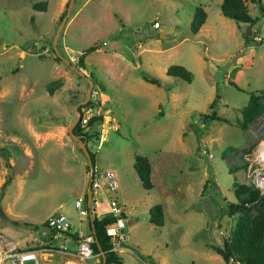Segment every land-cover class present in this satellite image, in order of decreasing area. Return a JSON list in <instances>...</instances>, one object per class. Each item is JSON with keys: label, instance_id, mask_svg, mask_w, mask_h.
<instances>
[{"label": "rangeland", "instance_id": "obj_1", "mask_svg": "<svg viewBox=\"0 0 264 264\" xmlns=\"http://www.w3.org/2000/svg\"><path fill=\"white\" fill-rule=\"evenodd\" d=\"M41 1L43 11L31 7ZM66 1L0 0V231L31 247L46 234L42 224L52 213L65 214L70 230H86V214L75 207L87 183L86 159L66 129L92 74L90 106L101 120L82 127L93 167L113 170L117 180L113 196L126 234L120 245L127 247L120 264H236L211 247L221 246L237 216L227 215L226 204L244 199L233 187L247 183L248 146L264 139V110L245 131L235 126L248 94L264 90V0H245L255 19L247 37L246 25L220 14V0H74L56 47L72 64L77 59L69 56L94 47L82 57L84 77L52 51ZM196 6L211 33L190 32ZM172 64L190 72L189 83L165 74ZM61 112V130H46ZM212 112L227 122L202 120ZM201 141L212 158L201 152ZM134 155L149 162V190L132 167ZM96 201L94 213L105 209L102 197ZM154 204L162 209L161 226L148 222ZM244 206L254 215L255 206Z\"/></svg>", "mask_w": 264, "mask_h": 264}, {"label": "trees", "instance_id": "obj_2", "mask_svg": "<svg viewBox=\"0 0 264 264\" xmlns=\"http://www.w3.org/2000/svg\"><path fill=\"white\" fill-rule=\"evenodd\" d=\"M250 2H255L259 4L260 0H249ZM67 1L65 2V6ZM34 10L45 9V2H35L31 5ZM219 12L223 17L233 20L237 24L251 25L255 21L254 18L250 17L247 13V8L245 5V0H220L219 2ZM65 11L59 16V21L64 16ZM264 13V11H262ZM206 18L205 11L200 7L196 6L193 10L192 17L189 24V30L191 33H196L200 26L203 24ZM251 32V28H250ZM248 33V35L250 34ZM244 37L248 35L242 34ZM94 47H89L88 49L81 52L78 56L77 61L73 64L78 69H84L83 55L92 50ZM54 54V53H53ZM56 60H60L54 55ZM165 74L168 76L179 78L187 83L191 80L190 72L181 65H169L165 69ZM141 78L147 83L159 85V80L153 76H150L144 72H140ZM89 79L94 85L95 80L93 79L92 74H90ZM96 83V82H95ZM59 84L58 81H54L53 86L48 88V92L52 94L55 87ZM101 88V87H100ZM264 96V90L258 92H251L248 94L246 104L240 108L239 115L240 120L235 124L241 130H246L247 126L252 123L258 116H260L264 110V103L261 99ZM91 104L89 99L86 104L79 106L77 110L80 112V108ZM214 105V100L209 104L208 108L211 109ZM202 120L209 118L212 120H217L221 122H227L223 118L215 117L214 113L208 115H201ZM101 120V116H92L88 122L87 126L96 121ZM75 135H79L82 139L87 142L88 135L83 131V127L80 126L79 121L74 125L72 129ZM264 135V134H263ZM89 152V151H88ZM91 164L93 167V155L89 152ZM132 167L140 181L142 188L149 190L152 187L150 181V165L145 156L134 155ZM85 172L88 173V167L85 165ZM10 180V177L4 180L2 186L7 184ZM234 191L243 195L244 199L241 197H235V202L227 203L226 210L227 215L230 217L236 214L235 221L233 226L229 229V232L225 238L222 239L220 247H211L225 263H236V264H264V202H260L256 207L254 215L248 214V208L244 206L246 201L254 199L256 197V191L247 181L246 185L234 184ZM84 200L86 199L85 193L83 194ZM123 215V214H122ZM148 222L150 224L161 226L163 224V214L160 204H154L148 209ZM114 221L111 217H101L98 218L92 214V218L87 219V229L88 232L93 230V243L91 244L92 250L98 256V261H100L99 249L104 253L105 264H120L121 258L115 253V251L110 250L111 240L105 234V227L109 223ZM45 226V221L42 224ZM50 233V231H49ZM72 239H76V233H69ZM97 244H96V243ZM94 264V263H91Z\"/></svg>", "mask_w": 264, "mask_h": 264}, {"label": "built area", "instance_id": "obj_3", "mask_svg": "<svg viewBox=\"0 0 264 264\" xmlns=\"http://www.w3.org/2000/svg\"><path fill=\"white\" fill-rule=\"evenodd\" d=\"M153 26L158 27L156 22H154ZM254 39L256 41L260 40L258 36H255ZM80 54L72 56V61L78 59ZM95 114L97 113H93L90 105L81 107L78 119L80 126H85L88 120ZM107 124L109 123L107 122ZM110 127L114 130L116 129L115 125H110ZM199 147L207 158H212V154L206 149L205 142L201 141ZM244 161L245 177L256 191V197L246 201L244 205L257 207L260 202H264V139L244 157ZM89 185L91 189L90 205L94 207L97 204L96 197H102L106 207L105 212H107L108 217L114 219L112 223L106 225L105 234L111 240L110 250L116 251L121 248L120 241L125 238L126 234L123 232L125 225L122 219V205L113 196L117 189V180L114 171L106 168L92 167ZM83 202V197H77L75 200V207L78 209L79 214H85L87 212V209H80V205ZM45 226L50 231L51 240L62 239L63 241H68L69 236L66 233L70 231V224L64 214L52 213L48 215L45 219ZM113 239L116 240L113 241ZM73 242L74 251L72 255L77 260L87 262L97 256L91 247L93 243L92 233L77 232L76 239H73ZM44 245L46 246H42L39 249H22L19 247L18 242L8 238L0 231V264H24L27 261H30L31 264H47L48 260L43 256V253L50 251L51 245L49 242ZM142 264L147 263L142 262Z\"/></svg>", "mask_w": 264, "mask_h": 264}, {"label": "crops", "instance_id": "obj_4", "mask_svg": "<svg viewBox=\"0 0 264 264\" xmlns=\"http://www.w3.org/2000/svg\"><path fill=\"white\" fill-rule=\"evenodd\" d=\"M220 1H218L219 3ZM203 31H206V32H210L211 33V27H209L208 23H207V18H205L203 24L200 26V28L197 30L196 33L194 34H200V32H203ZM61 48L63 51H67V46L65 44V42L62 41L61 43ZM71 58V56H69ZM93 87V86H92ZM99 96V94H98ZM100 98V97H99ZM91 100V98H89ZM77 103L80 102V101H76ZM74 108V106H73ZM98 111L100 110V106H99V109H97ZM63 111H66V109H63ZM159 112V108L157 106V112ZM62 115V117H60V121L58 123H55L54 125L52 126H46V127H42L43 129L46 128V130L50 131V130H61L62 128V125H63V121L65 120V114L66 113H63L61 112L60 113ZM63 116H64V120H63ZM104 139L103 136H101L100 140ZM48 140H53V139H45L44 142L48 141ZM262 139L259 140V138H254L253 139V142L248 146V148L250 149L249 151H252L255 147H257L258 143L261 141ZM37 145H41L42 146V143H37ZM63 145H66L65 143H62ZM44 145V144H43ZM15 152H20V149L18 147H15ZM70 152H73V148L71 147L70 149ZM73 155H75V153H72ZM85 177H86V174H85ZM87 184V183H85ZM84 184V186H85ZM247 184V183H245ZM86 188V186H85ZM85 193L84 191V188H83V193H81L80 195H77V197H83V194ZM75 198V200H76ZM85 204V209H87L86 207V201L84 200L83 202ZM106 208V207H105ZM94 207H90V211L87 209V212L85 213L86 214V219H89L90 220V217H89V212L92 214H94L96 217L98 218H101V217H107L108 214L107 212H105V209L100 211V212H92L91 210H93ZM94 211V210H93ZM65 215V214H64ZM236 215V214H235ZM66 216V215H65ZM233 216V215H232ZM230 216V218L232 217ZM70 223V222H69ZM86 224H87V221H86ZM71 223H70V229H71ZM45 230H46V236L44 235V237L40 240V243L38 244H35L31 247H26V246H20V248L22 249H26V250H30V249H39L41 248L42 246H46L44 244L46 243H50L51 245V249L50 251H46L43 253V256L47 258L48 262L47 264H76V262H74L76 260V258L72 255L73 251H74V242H73V239L71 238V236L69 234H67L69 236V239L68 241H63L62 239H57V240H51L50 239V233L49 231L47 230V228L45 227ZM77 232H81V233H88V229H87V225H86V230H79L78 228L77 229H72L69 231V233H76L77 235ZM91 233V232H90ZM121 248L116 250L115 253L121 258L120 254L121 252H123L124 250H127V247L124 246V245H120ZM98 255H100L98 253ZM99 262L98 261V256H96L95 258H93L92 260H89L87 262H80L82 264H91V263H97Z\"/></svg>", "mask_w": 264, "mask_h": 264}, {"label": "water", "instance_id": "obj_5", "mask_svg": "<svg viewBox=\"0 0 264 264\" xmlns=\"http://www.w3.org/2000/svg\"><path fill=\"white\" fill-rule=\"evenodd\" d=\"M74 0H67V4H66V7H65V14L63 16V18L59 21L57 27H56V30H55V33L53 35V38H52V51L54 53V55L56 57H58L63 63H65L66 65H68L73 71H75L79 76H83V73L81 70H79L78 68H76L71 62L69 59L63 57L57 47H56V42H57V38L59 36V33L61 31V28L65 22V19L70 11V8H71V5L73 3ZM250 32V25H246L245 27V30L243 31V34L244 35H247L248 33ZM85 80L87 81L88 83V87H87V90H86V94H85V98L76 103L74 105V108H73V111H74V114H75V118L69 123V125L67 126V129H66V132L68 134V136L76 143V145L79 147V149L81 150L82 154L84 155L85 159H86V165L88 167V173H87V184H86V188H85V201H86V207L87 209L89 210L90 209V204H91V189H90V185H89V181L91 179V171H92V164H91V159H90V155H89V152L86 148V142L84 139H82L81 136L79 135H75L72 131L74 125L77 123L78 119H79V116H80V112L79 110H77V108L79 106H82L84 104H86V102L89 100L90 98V95H91V89H92V81L89 79V78H86L85 77ZM261 147V145H260ZM89 217L90 219L92 218V215L91 213L89 212ZM91 233H94L93 230L91 231ZM116 239H113V241H115ZM96 243V242H95ZM97 244V243H96ZM97 248L99 249V254H100V261L95 263V264H105V256H104V253L100 250V248L98 247L97 245Z\"/></svg>", "mask_w": 264, "mask_h": 264}]
</instances>
